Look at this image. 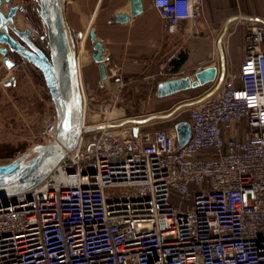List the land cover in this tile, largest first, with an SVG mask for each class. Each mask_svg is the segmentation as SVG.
<instances>
[{"label":"built area","instance_id":"2783aa9c","mask_svg":"<svg viewBox=\"0 0 264 264\" xmlns=\"http://www.w3.org/2000/svg\"><path fill=\"white\" fill-rule=\"evenodd\" d=\"M153 4L167 33L183 22L198 33L205 0ZM79 85L74 150L35 187L0 196V264H264V23L250 24L220 91L190 109L183 147L175 126L143 131L119 116L87 123L100 85ZM111 109L109 101L102 113ZM57 124L54 110L41 144Z\"/></svg>","mask_w":264,"mask_h":264},{"label":"crops","instance_id":"0c3cea01","mask_svg":"<svg viewBox=\"0 0 264 264\" xmlns=\"http://www.w3.org/2000/svg\"><path fill=\"white\" fill-rule=\"evenodd\" d=\"M131 8V0L66 1V18L72 32L83 26L86 29L89 26V32L92 26L103 42L108 78L103 86H98L95 99L89 105L93 123L112 116L131 120L128 116L132 110L145 115L154 112L158 101L152 95V86L154 82L166 80L161 70L170 71L171 60L181 51L186 52L188 58L174 73L187 75L200 65L217 66L218 78L223 81L243 59L250 24L264 23V0H205L198 33L187 22H183L176 33H167L165 20L153 0H142L141 13L131 15L128 21L115 20L116 14H131ZM80 71L84 82L100 85L99 65L92 57L87 58ZM159 75L162 77L156 82L155 77ZM109 101L112 109L104 115L102 108ZM140 104L142 113L137 110ZM157 117L161 120V116ZM177 122L179 120L174 126Z\"/></svg>","mask_w":264,"mask_h":264},{"label":"water","instance_id":"95a60500","mask_svg":"<svg viewBox=\"0 0 264 264\" xmlns=\"http://www.w3.org/2000/svg\"><path fill=\"white\" fill-rule=\"evenodd\" d=\"M67 0H41V16L47 28L49 55L29 41L30 49H20L17 41L10 33L9 22L13 21L16 7H12L8 15L0 9V43L8 47L0 48L3 61L8 68L13 67L14 61L8 52H20L28 61L37 66L44 75L49 87L55 110L58 114L56 138L50 143L41 144L26 151L10 163L0 165V196L15 195L30 190L43 181L57 164L76 147L79 136L83 132V100L79 85V66L77 62V42L66 18ZM131 14H116L118 22L128 21L142 11V0H131ZM1 4V0H0ZM19 35L31 36V30L23 31L11 28ZM93 41L91 56L99 65L100 86L108 78L105 59L103 57V42L97 38L94 28L89 30ZM35 38V36H33ZM218 67L208 66L195 74V78L181 76L162 80L157 85L156 95L164 98L181 91L197 88L216 81ZM6 86L11 80H5ZM175 131L180 147L190 138L191 125L188 120L175 124ZM37 155L27 163L34 154ZM4 200V204H7Z\"/></svg>","mask_w":264,"mask_h":264},{"label":"rangeland","instance_id":"374dc122","mask_svg":"<svg viewBox=\"0 0 264 264\" xmlns=\"http://www.w3.org/2000/svg\"><path fill=\"white\" fill-rule=\"evenodd\" d=\"M29 1V0H27ZM13 3H23L22 0H13L6 3L10 6ZM27 5V4H26ZM30 14L19 13L16 17L15 26L24 29L28 27V20L34 25L35 41L43 45H48L47 28L42 20V16L34 10V4L30 2ZM93 28L92 26L90 29ZM86 27H81L79 32L84 34ZM42 36L44 37L42 39ZM78 43V42H77ZM7 47L0 43V48ZM87 58L92 57L93 41L89 32L86 39ZM78 50V44H77ZM8 56L17 65L8 68L3 61L4 56L0 53V165L10 163L26 151L35 146L41 145L40 133L43 125L50 114L55 110L49 87L45 81L43 72L28 61L22 55H14L11 50ZM85 73L89 75L88 68L84 66ZM182 74V73H181ZM183 76V74H182ZM162 76H156L155 81H160ZM5 80H11V85L6 86ZM222 79L206 85L177 93L167 98L159 99L156 95L158 83L152 86V95L156 98L157 104L152 113L138 114L132 110L131 122L138 124L143 131L155 129L170 130L174 123L180 120H188L190 109L200 100L217 94L222 86ZM143 105H138L137 110L141 112ZM139 112V113H140ZM142 113V112H141ZM158 114V115H157ZM157 116H161L158 120ZM89 105L87 108L86 122H93ZM160 122L155 124L156 122ZM154 122V123H152ZM37 153H34L28 160L29 163Z\"/></svg>","mask_w":264,"mask_h":264},{"label":"flooded vegetation","instance_id":"af4514ba","mask_svg":"<svg viewBox=\"0 0 264 264\" xmlns=\"http://www.w3.org/2000/svg\"><path fill=\"white\" fill-rule=\"evenodd\" d=\"M12 1L13 0H1V4L4 3V2L10 3ZM22 1H23V3H21V4L20 3H13L12 5L8 6L7 7V12L6 13L3 12V13H5V15H8V13L11 11V8L12 7H16V14L14 15V17H17V15L19 13L25 14V15L30 14L32 12L31 11L32 8L30 6H27V5L30 2H32L34 4V10L38 14L41 15V11H42L41 0H29V1L22 0ZM27 25H28V27H25L24 29H20V28H18L16 26H14V27L17 28L18 30H21V31H23V30H25V29L28 28V29L31 30V32H33L34 31V28H35L34 25H33V23L28 20ZM10 33L13 36V38L17 41V44H18V46H19L20 49H23V50L24 49H27V50H29L30 49L29 41H31L34 46H37V47L41 48L45 53H47L49 55V47H48V45L40 44L39 42H36L35 41V38L31 39L30 36L19 35L17 32L12 31L11 29H10ZM43 38L44 37L42 36V39ZM7 47H8V45H7ZM11 52H12V54L17 55V56L21 55L20 52H15V51H11Z\"/></svg>","mask_w":264,"mask_h":264},{"label":"bare ground","instance_id":"6f19581e","mask_svg":"<svg viewBox=\"0 0 264 264\" xmlns=\"http://www.w3.org/2000/svg\"><path fill=\"white\" fill-rule=\"evenodd\" d=\"M6 2L2 3L0 5V9L3 11V12H7V7L6 6ZM15 22H16V17L13 18V21H10L9 22V28H13L15 26ZM89 27V26H88ZM88 27L87 29L85 30L82 38L78 41V55H77V62H78V66H79V82H80V79L82 78L81 76V71L80 69L82 68V65L86 63V60H87V51H86V39H87V35H88ZM31 39H33V36H35V34L33 32H31ZM83 100V98H82ZM83 116H84V110H83ZM85 116H86V112H85Z\"/></svg>","mask_w":264,"mask_h":264},{"label":"trees","instance_id":"16d2710c","mask_svg":"<svg viewBox=\"0 0 264 264\" xmlns=\"http://www.w3.org/2000/svg\"><path fill=\"white\" fill-rule=\"evenodd\" d=\"M188 54L184 51L179 52V54L171 60V70L173 72L179 71V69L187 61Z\"/></svg>","mask_w":264,"mask_h":264}]
</instances>
